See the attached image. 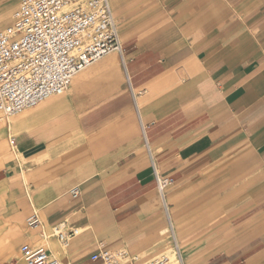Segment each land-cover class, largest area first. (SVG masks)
I'll use <instances>...</instances> for the list:
<instances>
[{"label": "crops", "instance_id": "1", "mask_svg": "<svg viewBox=\"0 0 264 264\" xmlns=\"http://www.w3.org/2000/svg\"><path fill=\"white\" fill-rule=\"evenodd\" d=\"M20 1L0 0V29ZM109 4L120 52L0 113L2 231L61 264H97L99 242L145 263L172 237L184 264H264V0Z\"/></svg>", "mask_w": 264, "mask_h": 264}, {"label": "built area", "instance_id": "2", "mask_svg": "<svg viewBox=\"0 0 264 264\" xmlns=\"http://www.w3.org/2000/svg\"><path fill=\"white\" fill-rule=\"evenodd\" d=\"M121 50V39L109 0H21L12 21L0 29V113L18 115L52 96L62 95L73 75L111 51ZM156 187L164 197L167 176L155 172ZM70 195L77 198L78 188ZM40 224L36 215L28 225ZM77 229L54 227L50 234L63 245ZM90 260L97 264H184L172 237L167 251L145 263H134L125 251L97 244ZM12 264H61L45 244L22 243Z\"/></svg>", "mask_w": 264, "mask_h": 264}, {"label": "rangeland", "instance_id": "3", "mask_svg": "<svg viewBox=\"0 0 264 264\" xmlns=\"http://www.w3.org/2000/svg\"><path fill=\"white\" fill-rule=\"evenodd\" d=\"M0 227V264H12L17 260L18 254L15 252L17 245L20 243L18 231L16 227H8L6 231ZM171 252V244L167 249V253Z\"/></svg>", "mask_w": 264, "mask_h": 264}, {"label": "bare ground", "instance_id": "4", "mask_svg": "<svg viewBox=\"0 0 264 264\" xmlns=\"http://www.w3.org/2000/svg\"><path fill=\"white\" fill-rule=\"evenodd\" d=\"M79 232H81V231H79Z\"/></svg>", "mask_w": 264, "mask_h": 264}]
</instances>
